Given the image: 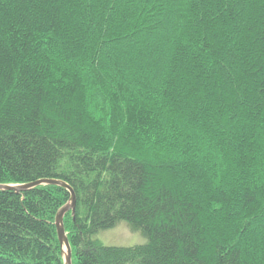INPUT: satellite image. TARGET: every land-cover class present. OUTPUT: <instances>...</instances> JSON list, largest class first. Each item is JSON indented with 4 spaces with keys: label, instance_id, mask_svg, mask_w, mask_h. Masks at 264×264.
I'll list each match as a JSON object with an SVG mask.
<instances>
[{
    "label": "trees",
    "instance_id": "obj_1",
    "mask_svg": "<svg viewBox=\"0 0 264 264\" xmlns=\"http://www.w3.org/2000/svg\"><path fill=\"white\" fill-rule=\"evenodd\" d=\"M67 207L70 264H264V0H0V264Z\"/></svg>",
    "mask_w": 264,
    "mask_h": 264
},
{
    "label": "rangeland",
    "instance_id": "obj_2",
    "mask_svg": "<svg viewBox=\"0 0 264 264\" xmlns=\"http://www.w3.org/2000/svg\"><path fill=\"white\" fill-rule=\"evenodd\" d=\"M104 247L128 248L145 244L140 232H132L126 222H121L114 229L101 232L93 238ZM65 253V248L63 247Z\"/></svg>",
    "mask_w": 264,
    "mask_h": 264
},
{
    "label": "water",
    "instance_id": "obj_3",
    "mask_svg": "<svg viewBox=\"0 0 264 264\" xmlns=\"http://www.w3.org/2000/svg\"><path fill=\"white\" fill-rule=\"evenodd\" d=\"M45 181H37L35 183H32V184H28V185H25L23 187H19L20 189L22 188H31V187H35V186H39L41 184H43ZM64 188L69 191L70 193V196H71V207L74 208L75 206V195L73 193V191L70 189V187H68L67 185H63ZM69 207L65 208L63 211L60 212V214H58V216L56 217V222H55V227H56V230H57V236H58V240H59V243H60V246L62 247V250H63V247L65 248V253H64V263L66 264V260H65V256L66 254L68 255V261L70 263V247H69V244H68V241L66 239V236H65V233H64V230H63V227H62V217L64 215V213L68 210Z\"/></svg>",
    "mask_w": 264,
    "mask_h": 264
},
{
    "label": "bare ground",
    "instance_id": "obj_4",
    "mask_svg": "<svg viewBox=\"0 0 264 264\" xmlns=\"http://www.w3.org/2000/svg\"><path fill=\"white\" fill-rule=\"evenodd\" d=\"M67 259H68V255L66 254V256H65L66 264H70Z\"/></svg>",
    "mask_w": 264,
    "mask_h": 264
}]
</instances>
